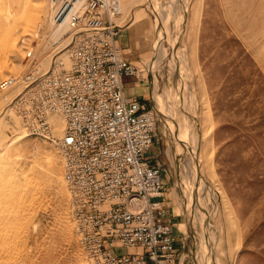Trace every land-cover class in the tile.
Returning a JSON list of instances; mask_svg holds the SVG:
<instances>
[{"label": "rangeland", "instance_id": "obj_1", "mask_svg": "<svg viewBox=\"0 0 264 264\" xmlns=\"http://www.w3.org/2000/svg\"><path fill=\"white\" fill-rule=\"evenodd\" d=\"M11 4L41 9L18 55L0 51V65H14L0 79L26 70L24 48L49 10V0L3 1L2 22ZM119 22L140 69L129 87L155 115L146 155L163 167L176 264H264V0H124ZM15 92L0 96V264H89L63 153L25 128Z\"/></svg>", "mask_w": 264, "mask_h": 264}, {"label": "built area", "instance_id": "obj_2", "mask_svg": "<svg viewBox=\"0 0 264 264\" xmlns=\"http://www.w3.org/2000/svg\"><path fill=\"white\" fill-rule=\"evenodd\" d=\"M123 2L49 0L47 17L24 48L26 70L1 78L0 96L15 90L9 104L25 128L62 151L70 210L89 264H176L163 167L146 155L155 115L124 93L123 80L140 69L119 42ZM54 115L63 121L57 138Z\"/></svg>", "mask_w": 264, "mask_h": 264}, {"label": "bare ground", "instance_id": "obj_3", "mask_svg": "<svg viewBox=\"0 0 264 264\" xmlns=\"http://www.w3.org/2000/svg\"><path fill=\"white\" fill-rule=\"evenodd\" d=\"M3 1H9L10 0H0V4L3 3ZM12 2V1H11ZM41 7L39 5L36 6H29L27 8H16V12L18 13V16L15 17V10H14V5H10L8 8H6L5 12V20H7L6 22H2L0 20V35L2 36V42H1V47H0V51L1 52H6V51H10L12 52L10 56H15L18 55V44L23 41V39L25 38V34L30 30V28L32 27L33 22L35 21L39 11H40ZM57 40V38L55 39ZM40 64L43 65V67H46L47 65V61L41 59ZM12 68H14V65H10V64H6L3 63L2 65H0V74H5V73H9L12 71ZM11 91V90H10ZM52 118H59L60 122L63 124L62 118L61 116L58 115H54V117ZM53 120V119H52ZM54 121V120H53ZM51 161V160H50ZM43 172V171H42ZM35 174V173H34ZM33 174V175H34ZM44 174V173H43ZM37 175V174H36ZM55 175V174H54ZM56 176V175H55ZM9 177V176H8ZM59 177V176H58ZM31 178V177H30ZM35 178V176H33V179ZM10 179V177H9ZM14 179V178H12ZM58 179V178H57ZM4 181V179H1ZM62 180V178H61ZM6 181V180H5ZM8 182V181H7ZM5 185H9L6 182ZM11 184V183H10ZM21 184V183H20ZM32 184V183H31ZM35 184V183H34ZM59 185V184H58ZM62 185V184H60ZM10 186H13L12 184ZM21 186V185H20ZM9 187V186H8ZM13 187H17L16 185H14ZM12 188V187H11ZM10 188V190H12ZM21 188V187H20ZM16 190V189H15ZM12 192H15L14 189ZM17 193V191L15 192ZM14 193V194H15ZM17 195V194H15ZM13 195V196H15ZM24 195V194H23ZM32 195V194H31ZM12 196V193H11ZM12 196V197H13ZM28 197V195H27ZM19 198V197H16ZM24 198V196H23ZM23 198H19L17 199L19 203L23 204L22 200ZM25 201V200H23ZM33 201V200H32ZM25 204V203H24ZM17 221V220H16Z\"/></svg>", "mask_w": 264, "mask_h": 264}, {"label": "crops", "instance_id": "obj_4", "mask_svg": "<svg viewBox=\"0 0 264 264\" xmlns=\"http://www.w3.org/2000/svg\"><path fill=\"white\" fill-rule=\"evenodd\" d=\"M119 41L122 42L125 46L130 44V40L126 38V36L123 35L119 38ZM131 77L125 78L123 80V86H124V93L126 96H136L140 98V94H134V91L130 89L129 87V80ZM171 222V221H170Z\"/></svg>", "mask_w": 264, "mask_h": 264}]
</instances>
